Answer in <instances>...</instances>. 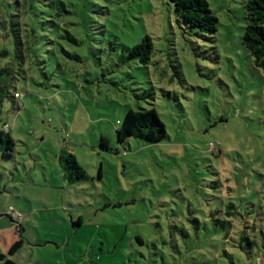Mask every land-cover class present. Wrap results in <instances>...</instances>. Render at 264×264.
<instances>
[{
	"label": "rangeland",
	"instance_id": "rangeland-1",
	"mask_svg": "<svg viewBox=\"0 0 264 264\" xmlns=\"http://www.w3.org/2000/svg\"><path fill=\"white\" fill-rule=\"evenodd\" d=\"M63 1L56 18L43 0H0V68L22 94L0 112L14 140L0 213L19 210L25 228L14 263L264 264V72L241 42L246 0H206L213 40L180 27L168 0ZM26 23L39 57L25 73L11 28ZM145 37L146 64L128 57ZM151 106L164 138L117 142L127 110ZM63 150L86 180H65Z\"/></svg>",
	"mask_w": 264,
	"mask_h": 264
},
{
	"label": "trees",
	"instance_id": "trees-1",
	"mask_svg": "<svg viewBox=\"0 0 264 264\" xmlns=\"http://www.w3.org/2000/svg\"><path fill=\"white\" fill-rule=\"evenodd\" d=\"M43 5L53 10V16L61 17L69 10L63 0H43ZM174 8L177 23L184 30L195 31V33L208 34V39L213 40L217 31V17L209 8L206 0H168ZM245 26L241 36V42L251 56L255 66L264 72V0H246L243 4ZM51 15L50 13H47ZM31 23L19 29L11 28V35L15 47V59L18 66L26 73L29 68L35 65L38 55V32L37 26ZM42 36V35H41ZM72 40L74 38L70 37ZM151 42L148 37L143 38L138 44L130 48L128 57L140 56V61L146 64L150 59ZM6 55V51H0ZM24 66H27L24 69ZM15 70L8 65L0 68V112L1 106L6 99L15 101L22 97L16 90L15 83L19 79ZM5 125V123H3ZM117 142H123L127 137H135L148 142H157L164 138L166 131L163 122L160 120L155 108H140L139 110L128 109L123 119L115 127ZM99 147L101 150H110L108 138L100 136ZM14 148V140L9 132L2 127L0 129V153L9 157ZM116 150V149H115ZM58 163L62 169L63 176L69 184L86 180V170L77 161L74 153L63 150L58 155ZM227 207H232L229 203ZM230 214L229 212H227ZM81 219L72 222V226L80 225ZM22 244V240L15 241L9 251H15Z\"/></svg>",
	"mask_w": 264,
	"mask_h": 264
},
{
	"label": "crops",
	"instance_id": "crops-1",
	"mask_svg": "<svg viewBox=\"0 0 264 264\" xmlns=\"http://www.w3.org/2000/svg\"><path fill=\"white\" fill-rule=\"evenodd\" d=\"M76 159H77V157H76ZM22 217H23V215H22ZM22 217L19 220V223L23 227V232H24L25 228H24V225L22 224V221H21L22 220ZM8 223H1L0 222V264H15L14 263L15 261L13 260V258L11 257V255L16 254L17 251H20L22 249V247H23V244H24L23 237L19 236L15 232L13 225L10 224V223L8 224ZM80 224H81V221H80ZM12 229L14 230V232H13ZM23 232H22V234H23ZM19 239L22 240V244L15 251L10 252L9 251L10 246L15 241H17ZM29 246H31V245H29Z\"/></svg>",
	"mask_w": 264,
	"mask_h": 264
},
{
	"label": "water",
	"instance_id": "water-1",
	"mask_svg": "<svg viewBox=\"0 0 264 264\" xmlns=\"http://www.w3.org/2000/svg\"><path fill=\"white\" fill-rule=\"evenodd\" d=\"M177 22V20H176ZM6 217L8 222L13 225L15 232L22 237L23 227L18 221H15L10 215L0 213V218Z\"/></svg>",
	"mask_w": 264,
	"mask_h": 264
},
{
	"label": "built area",
	"instance_id": "built-area-1",
	"mask_svg": "<svg viewBox=\"0 0 264 264\" xmlns=\"http://www.w3.org/2000/svg\"><path fill=\"white\" fill-rule=\"evenodd\" d=\"M118 124H119V121L116 122L115 127H117ZM11 214H12V215H11L12 218L17 219V220H20L21 217H22L21 213H20L18 210H14V209H12V210H11Z\"/></svg>",
	"mask_w": 264,
	"mask_h": 264
}]
</instances>
